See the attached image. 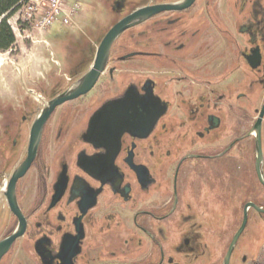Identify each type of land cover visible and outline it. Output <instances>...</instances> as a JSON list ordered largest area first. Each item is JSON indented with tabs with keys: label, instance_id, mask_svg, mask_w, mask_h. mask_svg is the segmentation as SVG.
I'll return each mask as SVG.
<instances>
[{
	"label": "flooded vegetation",
	"instance_id": "obj_1",
	"mask_svg": "<svg viewBox=\"0 0 264 264\" xmlns=\"http://www.w3.org/2000/svg\"><path fill=\"white\" fill-rule=\"evenodd\" d=\"M155 6L118 36L94 86L56 106L35 151L38 117L83 84L101 42L42 106L0 109V264H257L264 0L137 9ZM127 7L114 0L117 22Z\"/></svg>",
	"mask_w": 264,
	"mask_h": 264
},
{
	"label": "rangeland",
	"instance_id": "obj_2",
	"mask_svg": "<svg viewBox=\"0 0 264 264\" xmlns=\"http://www.w3.org/2000/svg\"><path fill=\"white\" fill-rule=\"evenodd\" d=\"M74 1L80 4L75 21L71 26L56 23L51 30L45 33L43 39L38 35L39 42L22 41L19 38L14 50L0 51V57L3 59L0 65V109L5 110L10 105L16 106L31 98L37 107L42 106V101L51 97L43 90L46 89L48 93L58 77L67 83L69 75H76L75 66L78 63L80 50L101 42L109 28L122 16L111 9L114 0H69V3ZM108 7L110 9H107ZM137 8H139V0H128L126 13ZM9 22L13 28L15 17H10ZM131 32L136 34L137 29L128 33ZM85 44L87 46H84ZM91 66L93 63L89 61L83 67V72ZM135 72H138V66ZM250 178L248 176V179ZM258 188L262 191L263 187L258 185ZM249 192V190L246 191L244 184L243 192H241L243 201L249 199ZM254 215L256 218L253 223L257 222L259 249L257 264H264V221L255 213Z\"/></svg>",
	"mask_w": 264,
	"mask_h": 264
},
{
	"label": "water",
	"instance_id": "obj_3",
	"mask_svg": "<svg viewBox=\"0 0 264 264\" xmlns=\"http://www.w3.org/2000/svg\"><path fill=\"white\" fill-rule=\"evenodd\" d=\"M159 8L160 7L155 6V7L148 8V9H137L136 11L126 16L125 18H123L122 20H120L119 22H117L110 28V30L105 34L104 38L102 39L98 47L95 63L90 68V70L85 74L86 76L84 78L83 84L82 85L77 84L73 86L71 89H69L66 93L51 100L45 107L44 111L38 117L37 124L35 125V128H37L38 133L37 134L35 133L32 136L31 150L33 151L36 150L37 143L40 138V130H41L40 128L43 122L49 118V116L51 115L53 110L56 108V106L64 103L65 101L75 99L79 97L80 95L87 93L94 86L99 75L106 68L112 45L115 42V40L118 38V36L122 32H124L126 29L140 23L142 19L155 14L156 13L155 10L156 9L158 10ZM257 126H258V155H257L256 166L258 169V176H259L260 182L264 184V174L261 171V163L263 161L262 142H261V120L258 121ZM33 156H34V152L32 154L30 153V157L27 159V161L25 162L23 166V169H22L23 172L27 169V167H29L31 161L33 160ZM19 175H22V174H19ZM15 182H16V176L14 177L12 183L15 184ZM256 208L261 210V208H258V207ZM245 216L246 218H245L244 224L242 228L239 230V232L237 233L234 242L238 239V237L240 236L242 230L244 229L246 225L247 212Z\"/></svg>",
	"mask_w": 264,
	"mask_h": 264
},
{
	"label": "built area",
	"instance_id": "obj_4",
	"mask_svg": "<svg viewBox=\"0 0 264 264\" xmlns=\"http://www.w3.org/2000/svg\"><path fill=\"white\" fill-rule=\"evenodd\" d=\"M79 4L78 1L70 4L69 0H25L13 15V29L17 39L37 43L40 41L38 37L43 39L54 24L71 26L77 16Z\"/></svg>",
	"mask_w": 264,
	"mask_h": 264
},
{
	"label": "trees",
	"instance_id": "obj_5",
	"mask_svg": "<svg viewBox=\"0 0 264 264\" xmlns=\"http://www.w3.org/2000/svg\"><path fill=\"white\" fill-rule=\"evenodd\" d=\"M25 0H0V51L6 52L15 48L16 36L9 22L20 4Z\"/></svg>",
	"mask_w": 264,
	"mask_h": 264
},
{
	"label": "bare ground",
	"instance_id": "obj_6",
	"mask_svg": "<svg viewBox=\"0 0 264 264\" xmlns=\"http://www.w3.org/2000/svg\"><path fill=\"white\" fill-rule=\"evenodd\" d=\"M2 62H3V59L0 57V65L2 64Z\"/></svg>",
	"mask_w": 264,
	"mask_h": 264
},
{
	"label": "crops",
	"instance_id": "obj_7",
	"mask_svg": "<svg viewBox=\"0 0 264 264\" xmlns=\"http://www.w3.org/2000/svg\"><path fill=\"white\" fill-rule=\"evenodd\" d=\"M51 30V29H50Z\"/></svg>",
	"mask_w": 264,
	"mask_h": 264
}]
</instances>
